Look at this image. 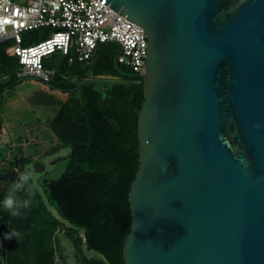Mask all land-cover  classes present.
I'll return each instance as SVG.
<instances>
[{"label": "water", "instance_id": "water-1", "mask_svg": "<svg viewBox=\"0 0 264 264\" xmlns=\"http://www.w3.org/2000/svg\"><path fill=\"white\" fill-rule=\"evenodd\" d=\"M103 3L148 36L124 264H264V0Z\"/></svg>", "mask_w": 264, "mask_h": 264}, {"label": "trees", "instance_id": "trees-1", "mask_svg": "<svg viewBox=\"0 0 264 264\" xmlns=\"http://www.w3.org/2000/svg\"><path fill=\"white\" fill-rule=\"evenodd\" d=\"M47 36L43 27L26 30L23 44ZM11 43H0V77L7 80L0 84V91L20 79ZM118 53V44L105 42L88 62H68L59 53L43 61L53 71L51 87H47L65 95L49 128L59 145L70 147L71 153L67 169L57 179H44L42 187L46 201L72 228L63 232L75 249V264H124L123 245L131 225L128 193L138 168L137 111L144 99V78L119 64ZM104 75L117 79H99ZM19 164L14 160L6 166L18 170L8 189L0 183V264H68L56 238L58 220L33 180L14 191L26 171ZM10 193L16 200L13 210L3 206ZM78 230L81 235L74 233ZM88 251L100 257L88 256Z\"/></svg>", "mask_w": 264, "mask_h": 264}, {"label": "built area", "instance_id": "built-area-1", "mask_svg": "<svg viewBox=\"0 0 264 264\" xmlns=\"http://www.w3.org/2000/svg\"><path fill=\"white\" fill-rule=\"evenodd\" d=\"M104 1L0 0V43H13L17 75L38 78L49 86L53 71L44 67L45 59L59 53L68 62H88L105 42L118 44L117 62L141 75L147 33ZM38 27L47 29L48 36L24 45L23 32Z\"/></svg>", "mask_w": 264, "mask_h": 264}, {"label": "rangeland", "instance_id": "rangeland-1", "mask_svg": "<svg viewBox=\"0 0 264 264\" xmlns=\"http://www.w3.org/2000/svg\"><path fill=\"white\" fill-rule=\"evenodd\" d=\"M99 79L117 78L104 75ZM5 82L7 80L0 77V84ZM64 96L63 93L48 88L42 80L35 77L20 78L0 91V170L18 160L20 164H24L23 169L32 173L33 183L46 202L47 209L58 220L59 232L56 238L66 260L68 264H75V249L64 233L72 228L46 201L42 187L44 179H57L68 167L71 148L60 146L49 128V122ZM36 163L43 166V169L35 171ZM74 233L81 235L82 231ZM87 255L100 257L94 251H88Z\"/></svg>", "mask_w": 264, "mask_h": 264}, {"label": "clouds", "instance_id": "clouds-1", "mask_svg": "<svg viewBox=\"0 0 264 264\" xmlns=\"http://www.w3.org/2000/svg\"><path fill=\"white\" fill-rule=\"evenodd\" d=\"M32 179V173L28 170L21 173L19 176V182L15 185L14 191L19 190L23 188L26 184L29 183V181ZM29 204V201H24V206L27 207ZM16 205L15 195L14 193H10L8 196L5 197L3 201V206L5 209L13 210ZM13 215H17L18 213L16 211H12Z\"/></svg>", "mask_w": 264, "mask_h": 264}, {"label": "crops", "instance_id": "crops-1", "mask_svg": "<svg viewBox=\"0 0 264 264\" xmlns=\"http://www.w3.org/2000/svg\"><path fill=\"white\" fill-rule=\"evenodd\" d=\"M6 168H9V167H6Z\"/></svg>", "mask_w": 264, "mask_h": 264}]
</instances>
